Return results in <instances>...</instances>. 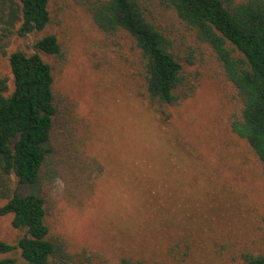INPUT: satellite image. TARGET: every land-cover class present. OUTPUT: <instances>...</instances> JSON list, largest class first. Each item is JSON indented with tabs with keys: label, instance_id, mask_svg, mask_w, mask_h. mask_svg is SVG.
Masks as SVG:
<instances>
[{
	"label": "rangeland",
	"instance_id": "rangeland-1",
	"mask_svg": "<svg viewBox=\"0 0 264 264\" xmlns=\"http://www.w3.org/2000/svg\"><path fill=\"white\" fill-rule=\"evenodd\" d=\"M142 1L178 53L193 51L195 62L185 67L199 73L195 91L162 121L143 95L131 37L103 33L79 0H49L46 28L10 37L0 52V76L11 87V51L32 53L35 40L52 33L64 52H40L52 68L58 115L38 179L18 190L44 199L50 233L84 254V264H119L122 257L240 264L231 247L245 239L264 245L259 163L230 130L237 106L210 46L197 43L160 0ZM11 218L0 217V240L15 243L24 231ZM7 256L25 264L18 250Z\"/></svg>",
	"mask_w": 264,
	"mask_h": 264
},
{
	"label": "trees",
	"instance_id": "trees-1",
	"mask_svg": "<svg viewBox=\"0 0 264 264\" xmlns=\"http://www.w3.org/2000/svg\"><path fill=\"white\" fill-rule=\"evenodd\" d=\"M160 1L175 11L197 43L212 49L237 106L230 130L255 155L264 180V0ZM79 2L103 33L131 37L143 95L160 119L168 121L169 108L197 87L199 73L185 67L194 64L193 51L178 53L148 17L142 0ZM49 20V0H0V52L6 53L10 37L42 32ZM33 49L8 54L12 87L8 77L0 76V217L12 215L11 225L24 231L15 243L0 240V264H15L17 259L7 255L16 250L25 264H84V254L70 252L62 236L50 233L44 199L18 190L38 179L58 115L52 68L40 52L63 58V49L52 33L37 38ZM256 243L245 239L242 246L231 247L233 258L240 264H264V245L257 248ZM119 264L142 263L122 257Z\"/></svg>",
	"mask_w": 264,
	"mask_h": 264
}]
</instances>
